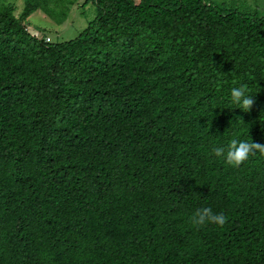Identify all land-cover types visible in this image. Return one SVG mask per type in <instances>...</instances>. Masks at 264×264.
<instances>
[{
    "label": "trees",
    "instance_id": "obj_1",
    "mask_svg": "<svg viewBox=\"0 0 264 264\" xmlns=\"http://www.w3.org/2000/svg\"><path fill=\"white\" fill-rule=\"evenodd\" d=\"M91 1L60 42L25 21L65 11H0V264H264V152H212L264 145V17ZM239 84L247 111L229 103ZM202 207L225 223L193 224Z\"/></svg>",
    "mask_w": 264,
    "mask_h": 264
},
{
    "label": "rangeland",
    "instance_id": "obj_2",
    "mask_svg": "<svg viewBox=\"0 0 264 264\" xmlns=\"http://www.w3.org/2000/svg\"><path fill=\"white\" fill-rule=\"evenodd\" d=\"M25 0H0V11L3 7L12 3L15 7V15L23 9ZM222 5L226 9H235L248 15L264 17V0H210ZM42 7L65 11V14L45 12L44 9L32 11L25 21L28 29L42 32L46 41L60 42L75 37L97 12L95 3L91 0H72L71 3L57 0H41Z\"/></svg>",
    "mask_w": 264,
    "mask_h": 264
},
{
    "label": "clouds",
    "instance_id": "obj_3",
    "mask_svg": "<svg viewBox=\"0 0 264 264\" xmlns=\"http://www.w3.org/2000/svg\"><path fill=\"white\" fill-rule=\"evenodd\" d=\"M228 97L232 108H239L243 111H247L253 102L252 93H249L243 84L231 87ZM254 148L264 152V145L253 143L247 139L232 138L225 145L213 148L212 152L217 157H222L228 165L237 166L249 157ZM191 222L195 225L207 222L221 226L225 223V217L221 213L213 212L209 207H202L194 211Z\"/></svg>",
    "mask_w": 264,
    "mask_h": 264
}]
</instances>
